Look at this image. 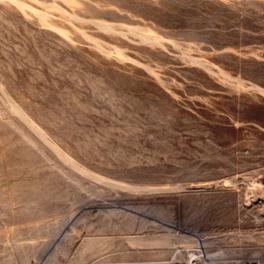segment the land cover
Instances as JSON below:
<instances>
[{"label":"rangeland","instance_id":"obj_1","mask_svg":"<svg viewBox=\"0 0 264 264\" xmlns=\"http://www.w3.org/2000/svg\"><path fill=\"white\" fill-rule=\"evenodd\" d=\"M234 260L264 264V0H0V264Z\"/></svg>","mask_w":264,"mask_h":264},{"label":"built area","instance_id":"obj_2","mask_svg":"<svg viewBox=\"0 0 264 264\" xmlns=\"http://www.w3.org/2000/svg\"><path fill=\"white\" fill-rule=\"evenodd\" d=\"M232 264H248V263H245V262H242L241 260H234L231 262ZM250 264V263H249Z\"/></svg>","mask_w":264,"mask_h":264},{"label":"bare ground","instance_id":"obj_3","mask_svg":"<svg viewBox=\"0 0 264 264\" xmlns=\"http://www.w3.org/2000/svg\"><path fill=\"white\" fill-rule=\"evenodd\" d=\"M86 227V226H85Z\"/></svg>","mask_w":264,"mask_h":264}]
</instances>
